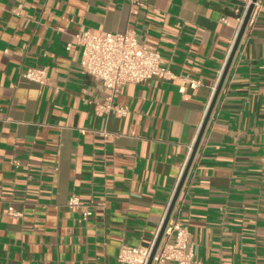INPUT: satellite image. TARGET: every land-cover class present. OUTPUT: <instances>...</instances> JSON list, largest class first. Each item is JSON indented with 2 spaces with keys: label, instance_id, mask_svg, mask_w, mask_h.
<instances>
[{
  "label": "crops",
  "instance_id": "0c3cea01",
  "mask_svg": "<svg viewBox=\"0 0 264 264\" xmlns=\"http://www.w3.org/2000/svg\"><path fill=\"white\" fill-rule=\"evenodd\" d=\"M245 8L244 0H0V264H120V248L154 245ZM84 31H132L169 76L122 86L114 104L126 115L102 112L108 91L79 69L75 36ZM27 69L44 71V82L24 79ZM71 196L78 208H68ZM169 221L185 228L184 253L197 263L264 264V0Z\"/></svg>",
  "mask_w": 264,
  "mask_h": 264
},
{
  "label": "built area",
  "instance_id": "2783aa9c",
  "mask_svg": "<svg viewBox=\"0 0 264 264\" xmlns=\"http://www.w3.org/2000/svg\"><path fill=\"white\" fill-rule=\"evenodd\" d=\"M246 8L251 0H244ZM257 7L254 4L252 15ZM251 15V16H252ZM244 16V15H243ZM240 19V25L243 20ZM251 19V17H250ZM249 19V20H250ZM77 44L81 47L79 69L98 81L108 91V96L101 106L106 114L122 117L127 109L114 104V96L119 89L127 84L145 85L154 78L166 79L169 72L161 64L158 52L140 43L132 31L110 33L103 31H84L75 36ZM22 77L30 81L43 83L44 71L27 69ZM190 88H196L199 82L188 80ZM68 208L79 207V200L71 196L67 203ZM89 211L83 212V218L90 216ZM9 217L20 216L11 207L7 209ZM174 235V243L168 244L169 238ZM187 232L177 221H169L164 229L163 242L160 241L158 249L151 264H200L192 256L184 253ZM153 244L149 247H122L117 255L120 264H147L151 256Z\"/></svg>",
  "mask_w": 264,
  "mask_h": 264
},
{
  "label": "water",
  "instance_id": "95a60500",
  "mask_svg": "<svg viewBox=\"0 0 264 264\" xmlns=\"http://www.w3.org/2000/svg\"><path fill=\"white\" fill-rule=\"evenodd\" d=\"M256 2H257V0H251L250 4L248 5V7H247V9H246V11H245V14H244V16H243L242 23H241V25H240V29H239L238 35H237L236 40H235V42H234V45H233V47H232V50H231V53H230V55H229L228 61H227L226 65H225V67H224V71H223V73H222V75H221V78H220V81H219V83H218V85H217V89H216V91H215V93H214V96H213V99H212V101H211V103H210V105H209V108H208V111H207L206 116H205V118H204V121H203V123H202V126L200 127V130H199V132H198L197 138H196L195 143H194V145H193V148H192V151H191L190 157H189V159H188L187 165H186V167H185V169H184L183 175H182V177H181V179H180V181H179V183H178V185H177V188H176V190H175V192H174V195H173V197H172V199H171V201H170V204H169V207H168V209H167V212H166L165 218H164L163 223H162V225H161V228H160V231H159L158 236H157V238H156V241L154 242V245H153V248H152V252H151V256H150V258H149L147 264H151V263H152V259H153L154 255H155V253H156V251H157V249H158V246H159V244H160V241H161L162 236H163V233H164V229H165V227H166V225H167V222H168V220H169V218H170V215H171L172 209H173L174 204H175V202H176V200H177V198H178V195H179V193H180V190H181V188H182V185H183V183H184V180H185V178H186V175H187V173H188V170H189L190 165H191V163H192V160H193V158H194V155H195V153H196V151H197V148H198V145H199L200 139H201V137H202V135H203V133H204V130H205L206 124H207L208 119H209V117H210V114H211V112H212V110H213L214 104H215V102H216V98H217V96H218V94H219V92H220V89H221V87H222V84H223V82H224V79H225V77H226V74H227L228 69H229V67H230L231 61H232L233 56H234V54H235V52H236V50H237L238 44H239V42H240V40H241V37H242V35H243V33H244L246 27H247V24H248V22H249V19H250L251 15H252V12H253V9H254V4H255Z\"/></svg>",
  "mask_w": 264,
  "mask_h": 264
}]
</instances>
